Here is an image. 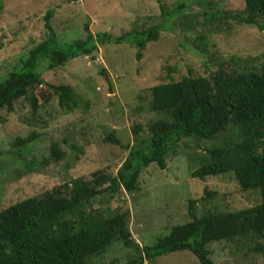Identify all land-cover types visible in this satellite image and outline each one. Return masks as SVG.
Returning <instances> with one entry per match:
<instances>
[{
    "label": "rangeland",
    "instance_id": "rangeland-1",
    "mask_svg": "<svg viewBox=\"0 0 264 264\" xmlns=\"http://www.w3.org/2000/svg\"><path fill=\"white\" fill-rule=\"evenodd\" d=\"M0 81L20 57L45 39L44 16L53 9L50 24L59 44L92 33L121 35L131 28L157 26L158 38L148 42L141 58L130 43L104 44L90 55L63 65L39 70L45 83L67 84L82 98L73 111L63 110L58 97L46 101V85L34 90L39 106L32 112L29 99L19 98L13 110L0 109V208L75 177L90 179L97 170L115 174L125 160L126 146L146 135L161 113L150 109V89L180 76H207L220 63L223 69L257 66L264 62V18L255 24L240 23L244 0H0ZM181 6V8H178ZM216 61V62H215ZM209 67V68H208ZM101 71L105 73L102 74ZM33 136L24 146L16 139ZM113 134L120 145L105 140ZM225 136V135H224ZM215 141V140H211ZM211 141L183 137L166 156V167L155 163L143 168L139 188H120L112 209L129 211L128 227L140 246L152 245L171 227L190 221L188 204L194 200L197 214L239 209L257 202L256 191L243 190L229 174L192 176ZM64 151L57 160L52 145ZM124 145V146H122ZM73 146L81 152L73 151ZM77 153V159L73 156ZM67 159L69 168H65ZM208 192H214L209 197ZM206 195V200L200 198ZM97 205V204H96ZM97 207V206H95ZM214 264H264V257L240 240L212 242ZM131 249L118 241L90 264H123ZM143 264H200L189 251L161 255Z\"/></svg>",
    "mask_w": 264,
    "mask_h": 264
},
{
    "label": "trees",
    "instance_id": "trees-1",
    "mask_svg": "<svg viewBox=\"0 0 264 264\" xmlns=\"http://www.w3.org/2000/svg\"><path fill=\"white\" fill-rule=\"evenodd\" d=\"M52 15L53 9H48L44 16L46 38L20 57L0 81V109L12 111L16 100L27 97L32 112H36L39 102L34 90L46 85L50 92L46 101L57 96L63 110L73 111L82 98L70 85L45 83L39 70L42 62L46 68H54L92 54L99 45L123 42L136 48L140 59L142 50L158 38L160 30L153 25L133 27L114 35L92 33L85 24L84 38L61 45L50 24ZM260 18H264V0H244L239 22L263 29ZM234 62L230 70L220 63L215 70L208 69L207 76L188 73L151 87L150 109L162 116L149 124L146 135L138 136L141 126L136 125L134 143L126 146L128 154L115 174L97 170L90 179L70 178L40 195L0 208V264H90L115 241L133 251L123 264H143L145 259L152 262L182 250L191 252L200 264H214L209 244L234 239L264 257V62L243 67ZM33 136L37 134L18 138L15 144L22 147ZM183 137L215 140L204 147L202 164L192 171L193 177L204 180L229 174L241 189L256 191L260 198L246 207L201 215L190 200V221L172 226L152 245L140 246L128 227L129 211L112 209L111 202L120 188L136 191L140 173L149 164L164 169L166 156ZM105 140L120 145L112 133ZM73 151L81 152V148L73 146ZM52 152L57 160L65 158L56 143ZM77 153L73 158L77 159ZM73 162L69 164L67 159L65 168ZM205 197L200 199L205 201Z\"/></svg>",
    "mask_w": 264,
    "mask_h": 264
}]
</instances>
